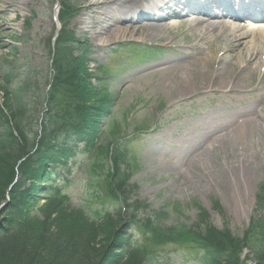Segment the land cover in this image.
<instances>
[{
  "label": "rangeland",
  "instance_id": "1",
  "mask_svg": "<svg viewBox=\"0 0 264 264\" xmlns=\"http://www.w3.org/2000/svg\"><path fill=\"white\" fill-rule=\"evenodd\" d=\"M71 1L80 9L73 27L78 38L91 46V81L97 85L94 77L102 78V68L112 73L106 83L114 103L109 104L111 114H105L101 121L106 129L99 142L103 153L86 169L91 154L80 147L71 171L61 174V181L62 177L70 181L66 188L71 197L69 212L81 208L97 218L113 210L105 181L110 162L103 157L114 140L109 131L120 124L122 135L117 137L123 139L130 156L131 183L136 186L133 201L146 207L137 213V219H155L153 213H160L161 225L177 230L191 229L201 219L220 231L227 229L234 238H243L252 219L258 223L264 216V206L259 205L264 194V45L256 40L257 55L251 62L253 67L260 63V67L242 71L245 64L235 58L236 51L227 52L223 38L201 40L203 36L185 16L187 23L162 30L159 36H144L143 45L163 48L159 55L148 53L143 61L133 57L132 62L127 59L132 58L128 54L133 47L126 44L143 38L137 34L102 43L108 35L94 33L90 22L97 13L87 8L97 0ZM8 3H0V106L5 108L7 101L4 69H14L15 84H30L27 100L36 112L29 130L37 136L47 111L45 95L52 78L48 45L60 29L59 0H13L10 8ZM120 24L126 25L124 21ZM194 45L202 50L192 51ZM225 56L230 58L224 60ZM169 64L173 69L167 74H151ZM219 72L227 74L230 89L214 88L213 81L187 95L177 93L180 79L192 86ZM248 109L258 115L244 116ZM7 162L13 164L14 160L0 154V264H140V260L136 263L138 252L124 250L121 219L99 222L97 227L80 223L85 227L81 228L74 221L61 220L59 213L65 212L47 204L43 192L22 203L17 196L22 193L21 186L26 191L29 180L22 179L20 164L11 169ZM15 211H21L20 217H14ZM15 220H19L18 227L13 225ZM122 221H129L128 213L124 212ZM257 225L263 232L261 222ZM138 237L143 245L146 240V254L160 250L156 264H202L190 243H167L158 249L147 243L148 238ZM250 247L240 246L231 263L260 264Z\"/></svg>",
  "mask_w": 264,
  "mask_h": 264
},
{
  "label": "trees",
  "instance_id": "2",
  "mask_svg": "<svg viewBox=\"0 0 264 264\" xmlns=\"http://www.w3.org/2000/svg\"><path fill=\"white\" fill-rule=\"evenodd\" d=\"M71 2V0L63 1L61 17L63 30L57 41L53 62L55 75L51 91L46 98L48 113L45 116V127L38 139L36 150L33 147L36 146L37 139H32L29 134L30 121L35 114L31 103L27 100L30 84L22 83L10 92L5 89L6 105L5 108L0 106V154L14 160L13 164L7 162V168L12 169L14 164H20L22 179L29 180L30 183L25 192L21 186L19 192L22 193L17 197L21 196L20 201L27 203L28 200L36 197L37 192H43L48 195L44 197L47 204L65 212L59 213L61 220L74 221V224L81 228H85L81 224L97 227L109 219L114 218L117 222L121 219L119 225L121 229L124 227L125 242L127 241L125 236L127 225L141 226L142 224L146 235H150V242L156 246L174 242L196 244L205 252L202 260L204 264H232L231 260L239 252V247L250 245L260 259V264H264V216L259 221L263 232L259 230L260 225L256 226L259 222L252 219L248 230L244 233L245 236L241 239L232 237L227 229L220 231L201 219L199 224L191 229L178 230L162 226L160 222L163 217L160 213H153L155 219L150 216L139 222L137 213H141L146 207L138 200L133 201L136 188L130 184L131 176L126 154L121 147H118L119 145L110 144L106 147L105 157H109L112 162L107 172L106 182L112 198L124 207L125 213H128L129 221L126 224H124L126 220L122 221L124 216L122 210L115 217L108 215L100 223L91 222L81 211L69 212V198L61 195L59 190L44 187L42 183L52 178V173L48 171L49 165L63 163L66 165L67 163L63 160L67 161L72 156V152L64 145L72 141L74 135L78 139H90V143L97 135L98 121L106 111L105 98L100 99L96 88L88 82L89 47L78 42L74 32L70 30V22L76 14V8ZM49 47L51 48L50 43ZM101 153H103L102 150ZM0 175H3L1 168ZM262 196L260 206H264V194ZM65 204L67 207L64 206ZM20 215L21 211L19 214L17 211L14 212V217H20ZM204 216H207V212L201 215L202 218ZM13 225H19V220H15ZM111 226L114 225L111 224ZM252 238H255V244ZM241 242L243 245L240 244ZM124 250L129 253L138 252L136 263L140 260V264H146L149 260V254L147 255L141 246H135L134 250L124 247Z\"/></svg>",
  "mask_w": 264,
  "mask_h": 264
},
{
  "label": "bare ground",
  "instance_id": "3",
  "mask_svg": "<svg viewBox=\"0 0 264 264\" xmlns=\"http://www.w3.org/2000/svg\"><path fill=\"white\" fill-rule=\"evenodd\" d=\"M8 7H13V0H8ZM172 2V1H171ZM183 2V3H182ZM3 5H7V0L0 1ZM166 0H100L91 2L87 8L91 13H97L92 18L90 24L95 29V34H107L108 39L102 41L106 44L109 41L115 39H129L139 34L141 38L150 36H159L162 30H167L170 26L163 20L165 10H172L168 6ZM186 9L190 4L196 7L197 11H206L210 14L207 21H200L202 17H192L194 20L192 26L196 29L197 34L203 38L201 40H208L209 38H223L226 42V50L228 53H234L235 58H238L245 66L242 67V71H253L260 67L256 64L255 67L251 66V62L257 55L255 51L256 40L260 41L264 45V24L253 23L251 21L246 22L248 30L243 29L240 25H229V23L235 22L232 19L228 22H221L220 20H214L212 15L224 14L229 9L232 12H236L238 15L251 16V14H257L261 18H264V0H180L178 5ZM154 7V8H152ZM156 7H160L157 9ZM7 9V8H6ZM154 15L152 24L146 23L144 27L137 25L140 21L141 15L147 11H151ZM236 9V10H235ZM238 10V12H237ZM150 15V14H149ZM151 16V15H150ZM201 18V19H200ZM124 20L127 25H119V20ZM182 24V23H180ZM179 24H173L171 27H177ZM251 35V36H250ZM254 35V37H252ZM145 36V37H144ZM252 37V38H251ZM248 38H251L249 41ZM260 47V44L257 45ZM193 51H201L202 48L199 45L191 47ZM230 56H225L224 60H228ZM173 63V62H170ZM240 63V64H241ZM173 69L171 64L157 68L151 72V74H159L170 72ZM222 71H224L222 69ZM214 81V82H213ZM213 82V87L219 89H230V83L227 81V74L219 72L215 75H207L203 83L194 84L189 86L187 82L180 79L177 83V93L179 95H187L193 90L196 91L197 87L203 85L209 87ZM246 117H255L258 115L253 109H248L243 113Z\"/></svg>",
  "mask_w": 264,
  "mask_h": 264
}]
</instances>
